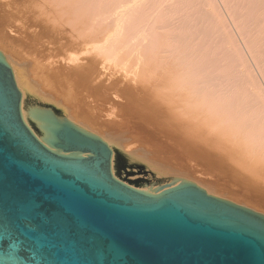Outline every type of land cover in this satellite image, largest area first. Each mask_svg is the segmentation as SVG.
Instances as JSON below:
<instances>
[{"label":"bare ground","instance_id":"6f19581e","mask_svg":"<svg viewBox=\"0 0 264 264\" xmlns=\"http://www.w3.org/2000/svg\"><path fill=\"white\" fill-rule=\"evenodd\" d=\"M188 1L0 0V51L9 61L21 92L23 121L45 144L49 139L33 118V111L39 108L99 136L112 151L111 171L116 178L118 152L123 151L131 160L146 164L155 177H168L167 181L172 179L174 184L179 183L175 177L189 180L176 174L178 169L172 165L170 169L175 171H171L168 161L165 167L167 158L163 161L151 152L157 147H169L166 152L174 150L179 154L176 159L171 158L183 156L196 161L198 168L202 166L217 181L238 188L248 199L226 198L228 195H220L210 182L208 186L197 181L189 172L194 179L189 177L190 180L208 193L264 213V85L254 78L246 83L229 75L231 79H225L223 73L213 69L216 60L204 58L198 39L192 34L193 26L183 20L197 23L196 18L201 17L178 15L184 14L178 11L186 9ZM204 1L216 14L214 0ZM260 1L257 6L264 7V1ZM201 19L203 22L205 18ZM223 39L228 40L225 36ZM230 51L233 53V48ZM231 54L232 60L235 54ZM41 102L44 106L38 105ZM79 118L91 119L110 131L122 128L136 145L128 148L125 141L129 143V138L118 142ZM180 162L177 164L182 165ZM131 186L151 193L158 190L153 186ZM252 199L259 203H252Z\"/></svg>","mask_w":264,"mask_h":264},{"label":"water","instance_id":"95a60500","mask_svg":"<svg viewBox=\"0 0 264 264\" xmlns=\"http://www.w3.org/2000/svg\"><path fill=\"white\" fill-rule=\"evenodd\" d=\"M25 124L0 51V264H264V213L175 177L156 193L111 171L97 135L50 110Z\"/></svg>","mask_w":264,"mask_h":264},{"label":"rangeland","instance_id":"374dc122","mask_svg":"<svg viewBox=\"0 0 264 264\" xmlns=\"http://www.w3.org/2000/svg\"><path fill=\"white\" fill-rule=\"evenodd\" d=\"M196 1V2H195ZM217 1V2H216ZM233 1V2H232ZM245 1L247 2V4L245 3ZM243 0V1H240V0H214V4L213 5H216V6H214L215 7V10H216V14H215V12L213 11H211L210 10V8H209V5L206 3V1H204V0H190V1H188V3L184 6V7H186V9H182L181 11H178V12H184V14H181V13H179L178 15L180 16H182L183 18L187 15V17L186 18H188V16L190 17H192V15H193V17L194 18H196V17H201V18H205V19H203L204 21L206 20V21H208V23H206V21L204 22H200V20L202 21V19L200 18V19H198V18H196V20L198 21L197 23H195L194 21H192V20H189V19H183L184 21H186L187 22V25H192L193 26V28H191V30H192V34H194L195 35V37H196V39H198V42L200 43L199 44V49H200V51L205 55V57L204 58H208V59H215L216 61H214V66H212V67H214L213 69H215V70H217V72H218V74H222L223 73V75H222V77L223 78H225V79H231V78H233V80H235L236 79V81L237 82H242V83H246V82H248V79H249V81H251V79L252 78H254V79H252V80H254L256 83H260L262 86L264 85V29H258V27L257 26H259L260 28H261V26H262V28H264V19H262V18H264V7L263 6H261V7H259V6H257L258 4V0L256 1V0ZM254 1V2H253ZM256 1V2H255ZM263 1L264 0H262V1H260L261 3H263ZM243 2V3H242ZM199 3H200V5H199ZM235 5H234V4ZM245 3V4H244ZM256 3V4H255ZM205 4V5H204ZM208 6H207V5ZM264 4V3H263ZM262 4V5H263ZM188 5H190L191 7L193 6H195L194 7V9L193 8H190ZM203 5V6H202ZM229 5V6H228ZM242 5H244L245 6V8H244V6H242ZM261 5V4H260ZM208 7V8H206L205 9V7ZM247 6V7H246ZM248 6H250L249 7V9H248ZM190 8V9H188V8ZM202 7H204L203 9H202ZM217 7H219V8H217ZM232 7H234V8H232ZM238 7H240L239 9H236V8H238ZM242 7V8H241ZM251 7H253V8H251ZM255 7H256V10H255ZM196 9V11H194ZM200 9V10H199ZM229 9V10H231V9H233L234 11H227V10ZM251 9V10H250ZM254 9V10H253ZM187 10H188V12H187ZM204 10H206V11H204ZM209 10V11H208ZM235 10H237V11H235ZM244 10V11H243ZM248 10V11H247ZM263 11V12H260V11ZM239 11V12H238ZM193 12H194V14H193ZM257 12V13H256ZM185 13H187V14H185ZM189 13V14H188ZM192 13V14H191ZM205 13H207V14H205ZM228 13H230V14H228ZM235 13V14H234ZM246 13H248V14H246ZM253 13H254V15L256 16V17H254V15H253ZM259 13V14H258ZM260 13H262L263 15H261ZM197 16H196V15ZM200 16H199V15ZM235 16H234V15ZM242 14V15H241ZM244 14V15H243ZM246 14V15H245ZM248 15V16H247ZM217 16V17H216ZM251 16V17H250ZM260 16V18H258V17ZM262 17V18H261ZM193 18V19H194ZM248 18V19H247ZM192 19V18H191ZM209 19H212V20H209ZM219 19H221V21L219 20ZM232 19H235V21L234 20H232ZM248 21H247V20ZM250 19H252V20H250ZM258 19V20H257ZM263 21H262V20ZM222 20H226V21H222ZM254 20H257V21H255L254 22ZM260 20V21H259ZM210 22H212V24H209ZM213 22L215 23V24H213ZM260 22V23H259ZM225 24V25H222V24ZM261 23H263V25L261 24ZM200 24H202V25H200ZM220 26H219V25ZM252 24H253V26H252ZM254 24H257V25H254ZM189 25V26H190ZM207 25V26H206ZM209 25V26H208ZM217 25V26H216ZM249 25H251V26H249ZM191 26V27H192ZM195 26V27H194ZM201 26H204L203 28L201 27ZM225 26H228V27H225ZM243 26V27H242ZM207 27H209V29H211V28H213V30L215 29V31H213V30H208V28ZM250 27V28H249ZM206 28V29H205ZM220 28H223V29H226V30H220ZM256 28V29H255ZM195 30V32H197V31H199L198 33H195L194 32V30ZM258 29V30H257ZM190 29H189V31H191ZM197 30V31H196ZM201 31H205V32H208V34L207 33H202ZM228 31H230V32H232V33H230V32H228ZM212 32V33H211ZM216 32V33H215ZM219 32V33H218ZM241 32V33H240ZM243 32H245V33H243ZM250 32V33H249ZM215 33V34H214ZM221 33V34H220ZM222 33H226V34H222ZM259 33H262L261 35L259 34ZM202 34V35H201ZM237 34V35H236ZM218 35V36H217ZM220 35H223V36H225V38H228V40H227V42H225V41H222V39H223V36H220ZM244 35V36H243ZM203 38H202V37ZM261 36V37H260ZM212 37V38H211ZM253 37V38H252ZM219 38H221V39H219ZM252 38V39H251ZM254 39V40H253ZM223 40H226V39H223ZM232 40H234V41H236V43L238 44H236L234 41L232 42V43H230V41ZM248 40V41H247ZM213 42V44L211 45V43ZM202 43V44H201ZM204 43V44H203ZM216 43V44H215ZM207 44V45H206ZM215 44V45H214ZM223 44H224V47H223ZM220 45H221V47H220ZM228 45V46H227ZM263 46V47H262ZM219 48V49H218ZM232 48H233V53L230 51V50H232ZM235 48L237 49V50H235ZM206 49V50H205ZM210 49V50H209ZM211 51V52H210ZM214 52L217 54V55H215L214 54ZM223 52V53H222ZM228 52V53H227ZM253 52H255V54L253 53ZM232 53V54H231ZM212 54V55H211ZM229 54H231V55H233L234 56V54H235V56L232 58V60L230 59L231 58V56L229 55ZM227 55V56H226ZM229 55V56H228ZM224 56H226V57H224ZM236 56L237 57H239V56H241V57H239L238 58V60L237 61H234V58L235 59H237L236 58ZM229 57V58H228ZM257 57V58H256ZM219 58V59H218ZM224 60H223V59ZM255 58H256V60H255ZM208 59H206V60H208ZM218 59V60H217ZM221 62H220V61ZM245 60V61H244ZM225 61H228L227 63L225 62ZM233 62V63H231V62ZM241 61L244 63V67L242 66V63H241ZM212 62V60L210 61H208V64H210ZM247 62V63H246ZM221 63H222V65H221ZM223 63H225V64H223ZM263 63V64H262ZM217 64H218V66H217ZM219 65H221V67L219 66ZM235 65V66H234ZM258 65V66H257ZM247 66V67H246ZM263 66V67H262ZM248 69V71H247V69ZM237 71H235V70ZM250 71V72H249ZM225 73V74H224ZM232 73V74H231ZM236 73L237 75H239V76H237V75H234V74ZM249 73H250V76H251V78L249 77ZM242 74V75H241ZM246 74V76H243V75H245ZM231 77H229V76ZM247 79V80H246ZM256 79V80H255ZM246 80V81H245ZM263 88H264V86H263ZM44 102H41V105H40V103L38 104L39 106H44ZM108 108H110V109H112V106L111 105H109L108 106ZM56 111V114L58 115V116H63L61 113H59V111L58 110H55ZM64 117V116H63ZM79 120L83 123V121H84V124L85 125H89V126H91L92 127V129H98V130H96L97 132H99V133H101V134H103V135H107V136H110V138H113V139H115L116 141H120L121 140V138L123 139V140H126V139H128L130 142L128 143V141H125V145L127 146V145H129V147L128 148H132L133 147V145H134V147H135V141H132V139L128 136L127 137V134H126V130L125 131H123V129L122 128H117L116 129V131L118 132V133H116V131H113V129H115V128H113L111 131L109 130V128H106V127H104V126H102V125H100V124H94L93 123V121L91 120V119H81V118H79ZM88 121V122H87ZM92 121V122H91ZM93 124H94V126H93ZM94 127V128H93ZM116 127H119V126H116ZM122 130V131H121ZM120 133V134H119ZM125 133V134H124ZM126 138V139H125ZM132 141V142H131ZM127 143V144H126ZM134 143V144H133ZM132 146V147H131ZM133 147V148H134ZM163 147H166V146H163ZM162 146H161V148H163ZM159 148V149H158ZM160 147H157V148H155L154 150L153 149H151L152 151V153L153 154H155V155H158L157 157L158 158H161V160H163V161H165L164 162V166L166 165V164H168L167 166H168V168L170 169V167H171V165H172V168L173 169H178L177 170V172L175 171V170H173V169H170L171 171H175V173L176 174H179V175H181V176H185V178H188L189 180H190V178H191V180L194 178L195 180H197V181H202V182H204V183H208V182H210L211 184H212V188L214 189V190H216V191H218V193H219V191L222 193H220V195H222V196H227L226 198H231L232 200L234 199V200H241V201H243V199L245 200V198L247 197H245V195H242L243 193L238 189V188H236V187H232L231 185L230 186H228L229 184H227V183H225V182H223L222 180H219L218 179V181H217V178L215 177V176H213V175H211L210 173H206V169L205 168H202V166L201 167H199L198 168V165L200 166V164L198 163L197 165L195 164L196 163V161H191L190 159H188L187 160V158H185L184 157V159H183V156L181 157V158H177V160L179 159V162L182 160L183 162H188V163H183L182 161V165H180V164H177V163H179L177 160H175L176 159V157H178V155L179 154H176V151H174V150H169V152L167 151H165L166 149H170L169 147H167V148H163L164 150H162ZM141 149V148H140ZM161 149V150H160ZM160 151V154L158 153H156V152H153V151ZM174 151V152H173ZM145 152H147L148 154H150L151 152L150 151H145ZM165 152H166V154H165ZM171 152H173L172 154H171ZM146 153V154H147ZM161 154H162V156H164L165 155V157H162L161 156ZM151 155V154H150ZM160 155V156H159ZM171 155V156H170ZM167 156V157H166ZM175 157V159L174 158H171V157ZM180 157V156H179ZM165 158H167V159H164ZM185 160V161H184ZM189 160H190V163H189ZM168 161V163H166ZM177 161V162H176ZM159 162H162V161H159ZM180 162V163H181ZM166 163V164H165ZM175 163V164H174ZM188 164V165H187ZM170 165V166H169ZM179 165V166H178ZM186 165V166H185ZM167 166H165V167H167ZM183 166H185V167H187L186 169H185V167H184V169L182 168ZM196 168H194V167ZM174 167H177V168H174ZM180 168V169H179ZM188 169V170H187ZM185 170V171H184ZM200 170H201V173H200ZM203 171H205V172H203ZM115 172H116V175H117V177L120 179H122L124 182H126V183H129V184H131V185H134V186H137V187H151V186H153L154 188L155 187H157L158 185H160V184H163V183H166V182H171L172 181V179L171 180H169V181H167V179H168V177L167 178H160V177H155V175H154V173H153V171H151V169H149L147 166H146V164H144V163H142V162H139V161H135V160H131L130 159V157L128 156V154H126L125 152H123V151H119L118 152V157H117V161H116V168H115ZM182 172H183V174H182ZM191 173L192 174V176H193V178H192V176L190 175V174H188V173ZM203 172V173H202ZM204 173H206V174H204ZM208 175V176H207ZM212 176V177H210V176ZM190 177V178H189ZM216 179H215V178ZM193 179V180H194ZM215 179V180H214ZM215 181V182H214ZM216 181H217V184H216ZM213 182L215 183V184H213ZM219 182V183H218ZM221 182V183H220ZM153 183V184H152ZM205 184V185H206ZM211 184H207L208 186H211ZM216 186V187H215ZM221 186V187H220ZM227 186V187H226ZM236 188V189H235ZM229 189V190H228ZM230 189H231V191H230ZM227 191V192H226ZM230 191V192H229ZM238 191V192H237ZM241 192V193H240ZM225 193V194H224ZM234 194V195H230V194ZM230 195V196H229ZM238 195V196H237ZM233 196V197H232ZM235 197V198H234ZM238 197V198H237ZM248 198H246V200H247ZM252 203H255V204H258L259 202H256L255 200H250ZM244 203V202H243Z\"/></svg>","mask_w":264,"mask_h":264},{"label":"snow or ice","instance_id":"6c2138e0","mask_svg":"<svg viewBox=\"0 0 264 264\" xmlns=\"http://www.w3.org/2000/svg\"><path fill=\"white\" fill-rule=\"evenodd\" d=\"M0 243H3L5 245H9V247H11L12 244H17L18 242L16 241H9L7 238L3 239L2 241H0Z\"/></svg>","mask_w":264,"mask_h":264}]
</instances>
